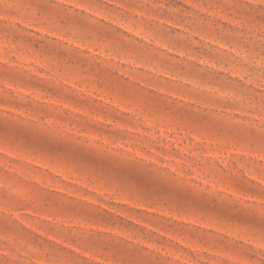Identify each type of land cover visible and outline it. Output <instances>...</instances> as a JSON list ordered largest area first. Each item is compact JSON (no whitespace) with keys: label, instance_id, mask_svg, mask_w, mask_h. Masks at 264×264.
<instances>
[{"label":"rangeland","instance_id":"obj_1","mask_svg":"<svg viewBox=\"0 0 264 264\" xmlns=\"http://www.w3.org/2000/svg\"><path fill=\"white\" fill-rule=\"evenodd\" d=\"M0 264H264V0H0Z\"/></svg>","mask_w":264,"mask_h":264}]
</instances>
